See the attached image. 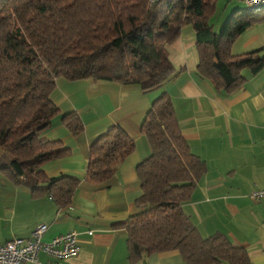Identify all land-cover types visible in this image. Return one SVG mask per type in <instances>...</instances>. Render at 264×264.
<instances>
[{"label":"trees","instance_id":"trees-1","mask_svg":"<svg viewBox=\"0 0 264 264\" xmlns=\"http://www.w3.org/2000/svg\"><path fill=\"white\" fill-rule=\"evenodd\" d=\"M244 1V0H243ZM217 0H0V173L14 185L45 192L59 208L68 206L80 181L50 177L42 165L69 154L61 141L43 133L58 108L51 99L56 79H91L139 84L143 92L161 88L174 75L166 45L184 25L195 33L197 72L217 91L236 92L264 69L258 51L231 52L236 38L255 22L258 11L235 10L215 31L210 18ZM245 3V2H244ZM72 135L84 129L74 111L61 114ZM150 154L136 166L141 210L120 224L126 230L127 260L177 251L187 264H250L247 250L222 232L203 236L182 209L206 172L180 132L168 94L155 99L140 127ZM134 150L123 127L111 125L90 146L84 181L109 179Z\"/></svg>","mask_w":264,"mask_h":264},{"label":"crops","instance_id":"crops-1","mask_svg":"<svg viewBox=\"0 0 264 264\" xmlns=\"http://www.w3.org/2000/svg\"><path fill=\"white\" fill-rule=\"evenodd\" d=\"M242 1L217 0L210 18L215 31L243 7ZM166 51L176 72L152 91L143 92L136 83L56 79L51 99L58 113L43 136L61 141L69 154L41 168L50 177L70 175L80 183L71 203L59 208L45 192L33 196L29 188L12 184L0 173V243L27 238L36 224L45 223L46 241L69 230L79 234L78 254L54 264H129L126 230L120 223L141 210L136 206L142 195L136 166L150 154V146L140 127L152 102L164 92L173 102L182 137L207 168L182 209L203 236L222 232L247 250L250 264H264V197L254 200L249 196L264 187V69L256 75L242 70L243 84L229 94L215 90L198 74L195 33L190 25L181 28ZM249 51L264 57V20L244 30L231 46L233 54ZM71 110L84 124L77 135L61 123V114ZM113 124L133 138L134 150L109 179L87 183L90 146ZM38 258L50 261L43 253ZM135 264L187 263L180 253L170 251L146 254Z\"/></svg>","mask_w":264,"mask_h":264},{"label":"built area","instance_id":"built-area-1","mask_svg":"<svg viewBox=\"0 0 264 264\" xmlns=\"http://www.w3.org/2000/svg\"><path fill=\"white\" fill-rule=\"evenodd\" d=\"M150 3L156 0H149ZM249 10L258 11L264 6V0H244ZM250 198L258 200L264 197V187L250 192ZM47 229L45 223L36 224L27 238H12L0 243V264H54L66 257L77 255L80 250L79 234L69 230L58 234L50 240H44ZM92 234V230L88 231ZM39 253L46 255L50 261H42Z\"/></svg>","mask_w":264,"mask_h":264},{"label":"rangeland","instance_id":"rangeland-1","mask_svg":"<svg viewBox=\"0 0 264 264\" xmlns=\"http://www.w3.org/2000/svg\"><path fill=\"white\" fill-rule=\"evenodd\" d=\"M242 2H243V7H241V9H245L246 4L244 3V1H242ZM225 22H226V21H225ZM225 22H224V23H225ZM224 23H223V24H224ZM218 26H220V25H218ZM218 26H217V28H219ZM222 26H223V25H222ZM213 27L215 28V26H213ZM221 28H222V27H221ZM220 30H221V29H220ZM218 32H219V31H218ZM0 153H1V149H0Z\"/></svg>","mask_w":264,"mask_h":264}]
</instances>
